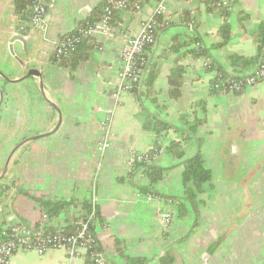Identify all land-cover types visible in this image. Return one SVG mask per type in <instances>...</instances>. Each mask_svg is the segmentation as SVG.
<instances>
[{"label":"crops","instance_id":"0c3cea01","mask_svg":"<svg viewBox=\"0 0 264 264\" xmlns=\"http://www.w3.org/2000/svg\"><path fill=\"white\" fill-rule=\"evenodd\" d=\"M46 1L45 26L22 40L16 30L27 27L30 16L18 20L14 0H0V229L23 223L71 231L85 214L83 204L95 198L98 215L90 227L109 264H131L133 257L145 258L146 264H264V79L241 92H220L211 87L218 72L202 68L203 57L185 53L186 46L171 48L196 36L212 60L233 74L230 54L257 55L252 33L264 22V0H232L227 10L212 0H163L168 21L147 47L143 82L118 99L125 36L154 16L159 0H141L140 10L115 14L112 23L120 24L119 30L85 40L81 46L88 58L75 67L71 55L54 60L53 46L77 26L95 21L107 0ZM225 22L230 38L217 46ZM178 65L181 89L172 97L169 76ZM30 68L40 75L23 78ZM109 115L111 146L100 152L97 141ZM149 117L170 127L157 138L143 128ZM195 121L201 122L190 130ZM155 140L164 152L151 164L162 171L150 185L144 170L129 160ZM170 142L178 143L183 157L168 150ZM197 153L211 181L198 194L196 209L184 201L187 213L179 217L183 161ZM38 200L68 206L50 214ZM161 210L174 215L168 230L160 223ZM42 212L48 214L45 221ZM166 250L172 261L162 263ZM67 262L60 248L43 254L18 251L9 264ZM78 264L90 263L82 258Z\"/></svg>","mask_w":264,"mask_h":264},{"label":"built area","instance_id":"2783aa9c","mask_svg":"<svg viewBox=\"0 0 264 264\" xmlns=\"http://www.w3.org/2000/svg\"><path fill=\"white\" fill-rule=\"evenodd\" d=\"M163 0H159L154 16L143 20L140 29L136 34L126 35L120 50L122 65L118 71L117 92L114 94L118 99L121 92L131 93L143 82L148 68L147 47L155 43L157 28L165 25L168 21L163 8ZM212 4L219 10H227L232 0H212ZM141 0H107L99 19L93 22H85L75 28L71 33L64 35L53 46V58L60 61L67 58L71 53L90 37L100 35L103 37L112 36L119 30L120 24L112 23V18L119 11L141 9ZM30 17L27 27H19L16 34L26 35L29 31L43 28L48 15L46 0H31L28 6ZM160 16L165 18L159 19ZM190 30L193 24L189 25ZM201 67L208 69L210 60L201 58ZM219 78L212 82V89L220 92H241L245 88L256 84L264 79V61L258 64L253 71L240 75L237 81L224 82ZM102 124L104 133L97 141V149L104 152L111 146L109 136L111 134L109 118L107 116ZM164 152V146L160 140H155L153 145L146 151L133 153L129 164L133 168L136 164L150 165L159 155ZM152 196V195H151ZM91 211L80 215L73 230L65 231L61 228L47 229L40 224L36 227H28L23 223L10 224L0 229V264H9L11 257L18 251L36 252L43 254L50 249H64L67 253V264H78L80 259L85 258L90 264H109L103 251L100 250L91 224L96 219L95 198L92 199ZM159 220L164 230H168L174 215L168 211L158 212ZM43 221L48 219L47 212H42Z\"/></svg>","mask_w":264,"mask_h":264},{"label":"trees","instance_id":"16d2710c","mask_svg":"<svg viewBox=\"0 0 264 264\" xmlns=\"http://www.w3.org/2000/svg\"><path fill=\"white\" fill-rule=\"evenodd\" d=\"M30 2L31 0H14L15 13H16V16L18 17V20H24L29 16L28 6L30 5ZM106 2L107 1L102 2L100 6L103 7L106 4ZM99 9L100 11L98 12L99 13L98 17L95 20L99 19V17L102 14L101 13L102 9L101 8ZM230 31H231V27L226 22L219 27L218 34L221 37V41L216 44L217 46H223L227 43V41L230 38ZM252 36H253L254 41L257 44V50H258L257 55L254 57H247V56H243L237 53L230 54L228 56V59H229V63L231 67L233 68V71H234L233 74L225 73L222 67L216 64L214 60H212V58L208 54V50L204 46L201 45L200 40L196 36H193V38H190L183 43L182 42L177 43L175 41L173 42V45L171 46V48L172 50H178L180 46H186L188 48L185 53H189L195 57H208V59L210 60V65H209L208 70L216 69V71L218 72V75H220L221 81H224V82L225 81L226 82L237 81L241 78L240 75L247 68H249L250 66L256 67L258 64L264 61V22L259 23L256 30L253 31ZM192 42L193 43L198 42V44L191 47L190 45ZM83 46L80 45L71 53V60H70L71 67H75L79 63V61L85 60L88 58V50L83 51V48H82ZM181 73H182V67L178 65L176 66V68H174V70L171 72L169 76L170 95L172 97H177L180 93L181 83H182ZM218 78H219L218 76H215L212 81H215ZM150 83H151V80H149V83H147V85L150 86ZM200 122L201 121H195L193 124H191L190 130H194L195 127ZM168 127H170L168 123L160 119H155V118L152 119L151 117L146 118L143 122V128L152 129L153 131H155L157 138L161 136V131L166 130ZM167 148L176 157H179V158L183 157V152L179 148L178 143L170 142ZM136 165H137L135 166L136 168H140L144 170V173L147 176L150 185L156 182L161 176L162 170L156 166H153L152 164L144 165L140 163ZM181 181H182L183 190H184V198L177 200V214L179 217H183L187 213L186 205L184 201L187 202L189 205H191V207L196 209L198 194L203 192L205 186L207 184H210V181H211V172L204 165L203 160L199 153L183 161V172H182ZM148 190H152V189L149 188ZM38 201L40 205L43 208H46L50 214H54L57 211H59L60 208H65L66 206H68L67 202L56 201V202L50 203L46 200H38ZM83 208H84L85 214L90 212L92 209L91 204L89 202L88 203L85 202L83 204ZM97 215L98 214H97V209H96L95 216L97 217ZM159 259L162 263L171 262L172 261L171 251L166 250L163 253V255L160 256ZM128 260L131 264H146L147 263V260L145 258H140V257H133V258H129Z\"/></svg>","mask_w":264,"mask_h":264},{"label":"water","instance_id":"95a60500","mask_svg":"<svg viewBox=\"0 0 264 264\" xmlns=\"http://www.w3.org/2000/svg\"><path fill=\"white\" fill-rule=\"evenodd\" d=\"M16 37H17L18 39L25 40V38L23 37V35L17 34ZM28 75H37V76H39L40 73H39V71H38L36 68H30V69L27 71V73L23 76V78L27 77ZM23 78H22V79H23ZM48 134H50V132H49V133H45V134H38V135H35V136L30 137L29 139H37V138H40V137L47 136ZM20 145H21V144L17 145V146L12 150L11 154H10L9 157H8V160L10 159L11 155H12V154H13V153L19 148ZM4 174H5V171H4Z\"/></svg>","mask_w":264,"mask_h":264}]
</instances>
